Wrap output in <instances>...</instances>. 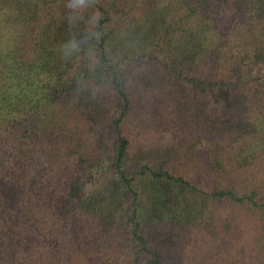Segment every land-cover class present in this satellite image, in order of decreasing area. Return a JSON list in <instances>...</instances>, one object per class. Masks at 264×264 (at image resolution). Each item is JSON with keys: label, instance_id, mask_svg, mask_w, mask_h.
<instances>
[{"label": "trees", "instance_id": "obj_1", "mask_svg": "<svg viewBox=\"0 0 264 264\" xmlns=\"http://www.w3.org/2000/svg\"><path fill=\"white\" fill-rule=\"evenodd\" d=\"M61 1L0 0L10 32L0 43V264H115L128 251L129 264H177L173 253L189 240L242 237L244 222L223 208L264 211V195L233 183L243 172L264 182V0H198L184 13L176 0L150 2L127 28L135 0H93L102 35L91 68L63 55L90 30L73 13L49 12ZM254 25L262 34L245 43ZM137 55L168 74L132 75ZM210 57L232 65L231 77L199 73ZM169 84L178 123L191 114L190 142L142 139ZM197 169L232 179L206 189L190 178Z\"/></svg>", "mask_w": 264, "mask_h": 264}, {"label": "rangeland", "instance_id": "obj_2", "mask_svg": "<svg viewBox=\"0 0 264 264\" xmlns=\"http://www.w3.org/2000/svg\"><path fill=\"white\" fill-rule=\"evenodd\" d=\"M155 1L157 3L159 2L158 5L160 7H167L171 5L170 0H135V2L138 3V8L130 17L123 19L120 26L127 28L130 22L141 21L145 13L150 9V2ZM197 1L198 0H176V7L183 8L184 11L181 13H184L190 7V4H195ZM70 2L71 0L61 1L53 6L49 12L61 18L65 17L67 13L74 14L76 10L67 7ZM175 9L176 8L173 6L172 11H175ZM92 14H98L100 17V13H94L90 9L82 14L83 18H81V15H77L82 21H85V25L89 30H92V27L86 22L91 18ZM29 27L32 32L36 28L34 24H30ZM0 30H3L1 32V36H3V38L0 39V43L1 45H4V43L8 40L10 32H6L7 30L3 29V26H1ZM248 32H251L248 36H246L247 33H244L245 43H248V41L256 38L259 34H262V30L257 25L251 27ZM135 57L138 58L133 61L130 60V67H127L128 72L132 75L139 72L156 76H165L168 74L160 60L156 61L151 57L141 59L138 55ZM212 59L213 58L210 57V61H208L207 66H204L205 68L201 69L199 73L204 72L208 74L209 78H217V71H222L226 78H230L231 74L229 69L232 68V65L229 66L228 70L222 69L221 67L216 68L218 65L215 62H212ZM221 63H223V61ZM256 72L260 73V71ZM194 73L195 71L192 70L190 75H193ZM255 75L257 74L255 73ZM175 81L180 83V85L186 84V81L183 79ZM164 95L165 96L161 94L159 96L161 98L160 104H157L156 106L153 105L150 109L151 111L149 110L151 112V117L146 118L148 128H146L145 131H141L143 132L142 135H144V138L142 137V139L153 143H163L168 138L175 137L174 134L176 133L180 134L179 136L184 138L187 142H190L194 133L193 128L188 124L191 114L189 113L186 117H182L183 124L178 123L177 118L181 109L178 105L179 94L176 92L175 84H172V86L169 84L168 90L164 92ZM106 127L109 128L110 126H103V129L101 131L98 130V132L105 134L104 128ZM137 128H132L131 137L133 142L137 141L138 138H141L139 136L140 129ZM90 137L94 138V134L90 135L88 138ZM180 140L182 141L183 139ZM253 146H256V144L253 143ZM241 174L244 177H241L240 179L238 177L236 181L233 182L237 187V191L244 193V191H250V189L254 187L258 190L260 195H264V182L256 185L252 184L255 182H252V177L250 175L248 176V174H245L244 172ZM231 175L232 174L230 173L229 178L225 176L221 178L217 176H206L201 173V169H197L196 175L193 176L190 174V178L193 177L195 181L198 179L194 183H199L206 189H213L225 187L230 184L232 179ZM223 213L231 215L233 218L242 219L247 228L242 237L235 239L223 237L218 240L213 247L198 240L197 242L192 243L189 240L188 242L180 245L179 249L174 251L172 256L173 261L177 264H264V211H256L254 209H250L249 207H234L231 205H225ZM128 255L129 251L120 252L115 264H129Z\"/></svg>", "mask_w": 264, "mask_h": 264}, {"label": "clouds", "instance_id": "obj_3", "mask_svg": "<svg viewBox=\"0 0 264 264\" xmlns=\"http://www.w3.org/2000/svg\"><path fill=\"white\" fill-rule=\"evenodd\" d=\"M67 7L76 10L74 15H81V18H83L82 14L93 7V0H71ZM98 22L99 15L92 14L86 22L92 27V30L88 31L82 39L72 38L62 45L63 55L66 58L75 57L77 60L83 58L88 62L90 68L98 63L97 49L95 44L92 43L93 38L98 42L102 35V33L95 30Z\"/></svg>", "mask_w": 264, "mask_h": 264}]
</instances>
